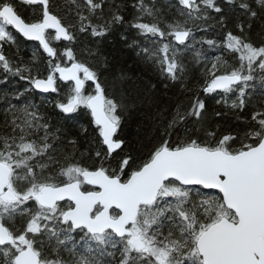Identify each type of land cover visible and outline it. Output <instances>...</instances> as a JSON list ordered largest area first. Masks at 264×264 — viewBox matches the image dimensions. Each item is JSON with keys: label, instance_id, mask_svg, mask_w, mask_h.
I'll return each mask as SVG.
<instances>
[{"label": "snow or ice", "instance_id": "obj_1", "mask_svg": "<svg viewBox=\"0 0 264 264\" xmlns=\"http://www.w3.org/2000/svg\"><path fill=\"white\" fill-rule=\"evenodd\" d=\"M66 2L61 10L20 0L32 8L25 17L16 0H0V94L11 129L0 134V264H264V0H171L169 20L156 0H135L130 20L115 0ZM126 24L141 38L128 47L162 80L186 88L189 52L203 64L188 107L158 109L144 142L118 132L130 107L155 103L156 85L123 68L106 77L97 52L76 48L77 33L102 38ZM194 29L205 34L199 41ZM213 29L219 39L206 38ZM17 34L38 41L41 56H9ZM203 45L221 54L209 58ZM201 92L222 95L217 103L237 125L208 124ZM53 93L54 101L43 95ZM48 103L62 126L40 111ZM81 116L87 126L69 135ZM80 137L93 140L87 164Z\"/></svg>", "mask_w": 264, "mask_h": 264}, {"label": "trees", "instance_id": "obj_2", "mask_svg": "<svg viewBox=\"0 0 264 264\" xmlns=\"http://www.w3.org/2000/svg\"><path fill=\"white\" fill-rule=\"evenodd\" d=\"M112 0H109L111 3ZM115 2L121 5V9L124 12L125 16L130 20L133 15H135V10L132 8V4L135 0H115ZM171 0H156V6L159 8L162 13V20H169L174 18V11L169 6ZM20 13L25 17H30L32 15L31 6L20 4V0H16ZM53 3L59 5V8L65 9L69 5L66 0H53ZM146 3L151 4V0H146ZM105 17H107L108 9L107 7L104 10ZM213 15H215L213 13ZM196 39L199 41L201 36L205 34L196 31L194 29ZM121 34L128 37L127 44L123 41L120 36ZM221 33L218 30H210L206 34L208 39H219ZM133 39H141L138 37L135 30L128 28L127 24L123 27L116 26L111 30L105 37H93L90 33L80 34L77 33L76 48L78 51L86 50L88 48L93 49L97 52L98 55L93 57L97 62L95 66L103 71V75L106 77H111L112 75H118L120 69L128 70V75L132 76L133 79L142 78L145 83L154 84L156 88L153 89V96L155 103H138L135 107H130L127 112L123 114L122 127L118 132V135L128 141H146L147 138L155 135L154 122L157 117V110L159 109L161 113H169L175 110L177 104L182 105L184 108H187L191 102L194 94L197 93L199 85L203 82L202 77V68L203 64L196 65L192 62L191 53H187L184 57L186 64V74L185 82L186 88H181L180 85H173L170 81L162 80L159 73L153 70L150 67H147L142 62L138 60L136 55V50L128 47V44L132 42ZM67 43V42H65ZM200 47V45H197ZM203 48L207 50V56L211 58L215 55H220L221 53L218 50H208L207 45H203ZM7 49V46H6ZM33 52H36L37 56L40 57L42 54V48L39 47V43L36 41H29L22 36L17 34V45H14L11 49H7V54L9 56H15L16 59H22L24 62L28 63L31 61ZM107 58V68L105 70L104 58ZM44 65L40 64L41 70H43ZM2 77V74H0ZM167 83L169 86L164 87V84ZM14 84L20 90L26 86L25 81H21L19 77H14L10 81V85ZM9 85V86H10ZM6 87L5 85H0V89ZM90 90V89H89ZM64 94L62 90L60 96ZM48 96L49 100H55L58 98L57 94H43ZM200 98L204 99L207 106L206 120L207 123L212 126H219L222 130L227 127H235L237 121L234 119V115L229 109L224 105L223 101L217 103V100H222V95H217L213 93L211 95H205L202 92L199 93ZM35 102L40 103V94L35 95ZM229 99V103H230ZM13 103H17L13 101ZM7 108V103L0 94V134H7L11 131L9 127L6 126L5 121L10 119V115L6 116L5 110ZM42 113L46 116L52 118L51 122L57 126H62V121L56 118L57 110L54 109L51 103L46 104L40 109ZM217 112L227 113L222 117H216ZM79 123L76 124V127L69 132V135H74L76 130L79 128L80 124L87 126V117L81 116L78 118ZM42 135V133H41ZM65 145L68 150H72L71 145ZM93 145L92 138L85 139L83 137L79 138V143L76 146V153L79 156L83 154V162L90 163L88 160V152Z\"/></svg>", "mask_w": 264, "mask_h": 264}, {"label": "water", "instance_id": "obj_3", "mask_svg": "<svg viewBox=\"0 0 264 264\" xmlns=\"http://www.w3.org/2000/svg\"><path fill=\"white\" fill-rule=\"evenodd\" d=\"M38 42V41H37Z\"/></svg>", "mask_w": 264, "mask_h": 264}]
</instances>
